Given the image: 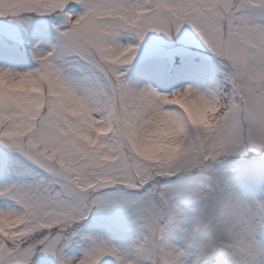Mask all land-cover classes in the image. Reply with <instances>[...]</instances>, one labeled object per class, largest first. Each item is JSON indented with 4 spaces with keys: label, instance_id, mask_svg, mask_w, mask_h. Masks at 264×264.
Returning a JSON list of instances; mask_svg holds the SVG:
<instances>
[{
    "label": "snow or ice",
    "instance_id": "1",
    "mask_svg": "<svg viewBox=\"0 0 264 264\" xmlns=\"http://www.w3.org/2000/svg\"><path fill=\"white\" fill-rule=\"evenodd\" d=\"M73 4L83 12L65 15L69 27L56 28L49 51L34 46V70L0 67L10 79L44 81L36 94L0 91V145L31 165L17 173L30 182L0 188V198L19 208L0 209L7 229L0 230V264H31L38 249L59 264H100L106 256L117 264H189L193 249L191 264H264L257 239L264 201L249 202L226 178L230 170L214 167L249 150L264 154V0H0V17L62 13ZM185 24L228 71L213 92L178 89L210 104L214 115L198 127L172 108L182 151L162 161L139 152L129 128L141 108L178 90L130 86L124 69L138 45L120 37L171 39ZM49 80L80 102L84 119L63 108ZM253 174L264 180V167L242 166L235 179ZM118 204L143 229L131 248L88 237L80 259L62 254L93 209Z\"/></svg>",
    "mask_w": 264,
    "mask_h": 264
},
{
    "label": "rangeland",
    "instance_id": "2",
    "mask_svg": "<svg viewBox=\"0 0 264 264\" xmlns=\"http://www.w3.org/2000/svg\"><path fill=\"white\" fill-rule=\"evenodd\" d=\"M64 11H65L64 12L65 15L70 14L72 16H77L83 12V8L82 7L77 8L75 11L66 8ZM48 16L49 14H44V15L33 14L31 15L30 18L23 20H20L22 18L0 17V21H5L10 25H16L17 22L20 20L17 25V31L22 30L20 34L22 36H27L28 34L31 33L34 24L38 22H43L44 20H46L45 18H47ZM62 25H65V22L55 24L56 27L57 26L62 27ZM66 26L68 25L66 24ZM46 29L47 26L43 28L41 27V29H39L37 33L40 35L42 32H45ZM0 33L3 34L5 38L3 39L2 43H4L6 46L10 45L9 43H7L8 41L14 42V40H16L11 32L5 31V29L1 26H0ZM132 36L135 37L134 33H129V32L122 33L120 37V43L124 45H128V44L138 45L136 57L133 60V62L137 61L138 59L141 62H144L153 58L155 60H151L152 61L151 66L156 69L157 66L161 65L163 69L158 70L156 73H153L152 75L141 72L140 75H138L135 79L132 78L128 81L130 86H134V87L151 86L158 93L170 94L175 90L190 85L194 89H197L201 92L210 93L215 91L219 85H222L224 83V73L228 71V69L223 64H221L219 59L214 56V54L203 43V41L198 36V34L189 25L185 24L184 26H182L180 32L175 36H173L171 39H169L163 33H155V32L147 33L144 40L142 42L140 41L144 46L145 50L142 49L140 42L139 44H137V42L132 40ZM32 37L33 36H31V38ZM31 38L26 40V44H29L30 48H32V46L34 45V40H31ZM39 38L40 37H38V39ZM38 41L42 43V48L40 52L49 51L51 49V46H53L55 43V41L52 40V38L48 37L47 35L46 38L41 36V40ZM15 43H18V41H15ZM190 45H192L193 47H191ZM182 46L194 48L199 52L205 54L206 56H203L202 59L206 65L209 64L208 66H212L213 70L198 69L197 71H193L192 69H190L189 65H183L177 68L175 71L170 72L168 69H166L165 72L164 70L166 68L167 62L172 63L176 58L183 57L184 62H187L186 60L191 61V57L186 51H184ZM8 57L9 56L5 54H0V67L6 69L11 68L8 65L9 64L8 61L10 62H15V61H13L14 59L12 60L7 59ZM209 60H212L214 62L211 64ZM11 71L29 72L32 70L31 67L28 68L22 67L19 69L17 67H14V70ZM256 154L257 153H253L251 150H249L243 155L231 157L232 160L226 159L225 162L224 161L218 162L214 166L219 169L230 170L226 172V178L230 181V183H232V186L234 187L235 191L238 194H242L249 202L264 201V180H261L259 176L256 174L250 175L246 179H235V177L238 175L239 169L242 166H247L249 164H252L255 166V168L264 167V156H261L263 154H257V156L254 157V155ZM249 157H253V158H251L250 161L246 163L244 162L237 163L233 160L237 158L246 159ZM7 158H8V163L6 165H8L9 167H4L1 168L0 170V188L4 187L5 185H11V184L22 185L30 182L29 176L18 175L17 173L25 168H30L31 165H29L28 162H26L22 157H19L17 154L7 153ZM252 159L254 163H252ZM118 207H120L121 209L119 211V214L122 213L121 211H124L126 209L122 205H119ZM0 209L19 211L18 206L15 205L13 201L6 198L3 199L0 198ZM114 211L118 212L117 208H115ZM189 216L191 217V214H189ZM107 222L109 224H112L115 221L108 220ZM84 223H86L85 220ZM102 223L103 221L92 220L91 224L86 225L84 228L80 229V231L78 227L75 226L74 231L77 234L74 237H72L71 241H73L75 245H77L78 247L74 248L71 245V243H69L67 249L74 248V250L67 251L66 258L75 257L77 260L80 259L82 257L83 250L89 247L91 243L90 240H84L82 237L84 238L93 237L95 233L102 231L103 230ZM116 223H117L116 225H119L122 222L118 220ZM131 226H132L131 228L123 229V230L113 228L111 230V233L109 232V236H106L107 234L104 233L103 235H100L101 236L100 238H103L110 247L116 248L117 246L119 249H129L131 248V246H129L128 244H131L132 242L131 241H127L126 243L122 242L119 238H117V234H122V236H125V238L131 236L134 237L136 241H138L142 236L143 229L141 228L140 222L137 220V218L132 222ZM179 235H180L179 233L176 234L177 237H179ZM257 239L261 242V244H264V229L259 231L257 235ZM180 244L181 246H183L182 241L180 242ZM190 252L192 253V255L189 256V264H191L192 259H194L195 250L194 249L190 250ZM38 258H41L39 264H59V261L56 259V257H54L50 253L46 254L42 252ZM109 260H110L109 256H106L100 261V264H109Z\"/></svg>",
    "mask_w": 264,
    "mask_h": 264
},
{
    "label": "clouds",
    "instance_id": "3",
    "mask_svg": "<svg viewBox=\"0 0 264 264\" xmlns=\"http://www.w3.org/2000/svg\"><path fill=\"white\" fill-rule=\"evenodd\" d=\"M27 78L10 79L0 75V91L9 94L26 96L36 94L40 84ZM49 86L60 93V101L65 110L84 119L83 106L71 95L65 94L62 89L49 80ZM154 105H158L156 107ZM172 108L182 110L188 120L196 126L208 127L214 115L213 107L184 91L167 96L164 100H155L139 110L129 128L135 131L133 146L142 154L150 158L167 160L177 156L182 151V137L180 129L169 115ZM0 230H7L3 221H0Z\"/></svg>",
    "mask_w": 264,
    "mask_h": 264
}]
</instances>
